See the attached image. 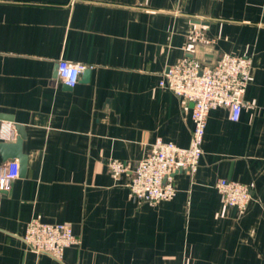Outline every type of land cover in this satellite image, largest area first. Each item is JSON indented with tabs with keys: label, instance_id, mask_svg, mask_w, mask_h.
Returning <instances> with one entry per match:
<instances>
[{
	"label": "crops",
	"instance_id": "1",
	"mask_svg": "<svg viewBox=\"0 0 264 264\" xmlns=\"http://www.w3.org/2000/svg\"><path fill=\"white\" fill-rule=\"evenodd\" d=\"M224 55L252 59L248 106L236 122L212 110L198 171L173 175V200L141 201L129 184L152 145L193 139V104L159 86L163 73ZM61 60L87 66L74 88ZM4 124L0 144L21 127L28 162L0 194V264H264V0H0ZM111 160L129 171L114 178ZM222 179L250 188L244 214ZM33 219L70 225L80 244L62 260L34 252Z\"/></svg>",
	"mask_w": 264,
	"mask_h": 264
},
{
	"label": "built area",
	"instance_id": "2",
	"mask_svg": "<svg viewBox=\"0 0 264 264\" xmlns=\"http://www.w3.org/2000/svg\"><path fill=\"white\" fill-rule=\"evenodd\" d=\"M202 33L194 35L200 42ZM192 54L195 53L191 49ZM87 66L61 60L58 64V77L68 87L74 88L80 81ZM253 71V62L248 57L224 55L212 61H200L189 57L169 67L159 83L162 89L193 104V139L189 148H180L172 142L158 139L146 157L132 170L129 187L136 197L150 205L171 201L177 195L173 175L179 171L195 174L203 156V143L212 110L226 108L231 112L232 121H238L248 103L244 100ZM13 129L10 124L1 128L2 140H10ZM111 174L118 179L129 168L118 160L108 163ZM20 177V164L17 160L0 166V191L7 194L13 182ZM217 188L228 207L244 214L252 201L249 187L227 179L218 182ZM25 244L38 254H47L62 260L67 248L80 244L68 224H46L33 219L27 227Z\"/></svg>",
	"mask_w": 264,
	"mask_h": 264
},
{
	"label": "water",
	"instance_id": "3",
	"mask_svg": "<svg viewBox=\"0 0 264 264\" xmlns=\"http://www.w3.org/2000/svg\"><path fill=\"white\" fill-rule=\"evenodd\" d=\"M19 131L20 137L17 139L16 143H1L0 149L3 152V160L8 162L9 160H18L20 164V174L24 175L27 171V162L28 158L22 151L23 139L25 135L21 127L17 128ZM0 194L1 191H0Z\"/></svg>",
	"mask_w": 264,
	"mask_h": 264
},
{
	"label": "rangeland",
	"instance_id": "4",
	"mask_svg": "<svg viewBox=\"0 0 264 264\" xmlns=\"http://www.w3.org/2000/svg\"><path fill=\"white\" fill-rule=\"evenodd\" d=\"M201 42V41H200ZM194 49V48H193Z\"/></svg>",
	"mask_w": 264,
	"mask_h": 264
}]
</instances>
